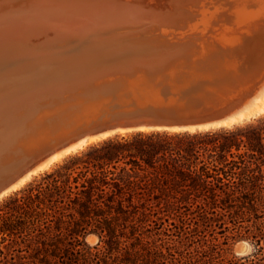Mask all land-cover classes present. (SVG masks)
Returning <instances> with one entry per match:
<instances>
[{
  "label": "trees",
  "instance_id": "obj_1",
  "mask_svg": "<svg viewBox=\"0 0 264 264\" xmlns=\"http://www.w3.org/2000/svg\"><path fill=\"white\" fill-rule=\"evenodd\" d=\"M0 264H264V115L66 155L0 199Z\"/></svg>",
  "mask_w": 264,
  "mask_h": 264
},
{
  "label": "bare ground",
  "instance_id": "obj_2",
  "mask_svg": "<svg viewBox=\"0 0 264 264\" xmlns=\"http://www.w3.org/2000/svg\"><path fill=\"white\" fill-rule=\"evenodd\" d=\"M189 1L52 0L48 10L30 15H17L15 17L16 22L0 27V113L4 112L6 114L4 117L0 115V118H2L0 122L3 127V131L0 132V170L10 168L17 158L30 154L36 149L37 145L35 144H39L43 139H46L51 132H58V128L55 127L54 123L60 119V116H54V114L44 115L43 109L39 117H33L34 115H30V113L22 115L21 109H31L28 112H34L38 110L42 102L40 100L57 92V94H63L62 89L69 90L71 86L81 85L92 75L91 71H94V74L98 72L95 68H99L100 60L102 62L114 60L131 62L142 57H161L216 62L223 68V73L235 74L244 66L249 65L264 50V4L260 3L262 11L259 6H253V13L251 11H249L250 13H243L244 18L240 15L242 16L240 18H243L240 20V18H236L239 10L236 4L242 6L244 2H241L242 0H192L193 5H190V8L186 6ZM79 5L77 11H80L78 8L82 7H97V12L93 8L89 12L92 18H96V21L94 22L91 17V19L87 18V20H93L94 24L84 30V33L79 34L78 32L76 36L72 35L74 39L73 37L70 39L67 37V40L60 32L62 27L58 30L55 24L49 23L48 17L50 16H48V13L54 10H67L72 7L75 9L74 6ZM180 8L183 9V12L195 11L194 19L196 17L197 21H193V16L192 21L194 24L186 20H181L182 22L174 21L173 13L177 10L180 11ZM149 9L155 11L156 16L160 17L155 20L159 23V32L164 37H158L164 39L165 36H168L167 40L158 41L159 38L156 41L132 40V42H128V40L116 43L117 40L122 38V35L130 32L137 30V32H140L144 29L147 32L149 26L154 24L153 21L146 22L145 18L147 16L144 17V13L147 15ZM242 10L241 12H243ZM68 12H71V10ZM56 16L60 15L56 14ZM148 17L150 16L148 15ZM79 19L77 18L78 22ZM72 20L76 21V19ZM254 20L258 22L257 25ZM247 22L252 23V26ZM103 23L107 25L104 28L102 27ZM116 25L121 26V28H115ZM75 26L77 25L75 24ZM163 26L169 27L168 30L164 29ZM112 27L117 30L113 32L111 31L113 29L108 30ZM78 29L83 28L79 27ZM156 32H158L157 29ZM142 38H144V33ZM100 40L105 42L98 43ZM89 42H97V44ZM91 58L98 59V61ZM259 58L257 57V59ZM87 59L94 61L89 64H80V61ZM256 60L255 62L258 61ZM256 65H253V67L257 68L258 65ZM248 70L250 69L248 68ZM261 92V95L256 98L258 101L264 98V90ZM64 95L66 96L57 101V104L60 103L63 106L64 101L69 98L67 94ZM257 100L253 103L254 105L257 104ZM34 105L35 107L32 110ZM252 109L239 112V115L229 118L228 122L233 123L249 115ZM43 115L47 117L42 118ZM228 122L222 123V125H230ZM65 124H67V120ZM97 139L99 140L100 136L83 139L63 152H55L38 169L49 168L48 166L52 162L59 161L63 155L72 153L77 148L97 141ZM38 169L26 173L19 181L20 183L15 184L12 188H19L23 182L25 183L31 177L32 173L39 172Z\"/></svg>",
  "mask_w": 264,
  "mask_h": 264
},
{
  "label": "water",
  "instance_id": "obj_3",
  "mask_svg": "<svg viewBox=\"0 0 264 264\" xmlns=\"http://www.w3.org/2000/svg\"><path fill=\"white\" fill-rule=\"evenodd\" d=\"M51 2L0 0V27L16 22L17 15L46 11ZM94 60H83L80 64ZM100 62L99 68H95L98 72L91 71L92 75L81 85L62 89L63 94L57 92L40 100L42 102L34 112L21 109L22 115L30 113L33 117H39L43 109L44 115L60 116L55 123L52 121L58 132H51L46 139L35 144L36 149L30 154L17 158L10 168L0 170V197L55 152H63L83 139L139 129L220 126L237 112L234 109L242 103L243 84L251 81L256 87L261 75L252 77L264 74V68L252 74L254 70L244 72L245 67L241 74L223 73V68L216 62L176 58L142 57L131 62ZM64 94L70 99L65 100L63 106L57 104L66 96ZM0 115L4 117L6 114ZM44 115L42 118L47 117ZM246 249L247 245L241 243L237 252L244 253Z\"/></svg>",
  "mask_w": 264,
  "mask_h": 264
},
{
  "label": "rangeland",
  "instance_id": "obj_4",
  "mask_svg": "<svg viewBox=\"0 0 264 264\" xmlns=\"http://www.w3.org/2000/svg\"><path fill=\"white\" fill-rule=\"evenodd\" d=\"M246 2V3H244V2ZM250 2L249 4H248V2ZM253 1H254V3H253ZM263 0H242L241 2H243L242 4V6H240V4L238 5V4H236V7H237V9H239L238 10V13H237V15H236V18L238 19V18H240V17H242L243 16V18H244V14L243 13H248L249 11H251V13H253L252 12V8H253V6H261V4H264V1L262 2ZM252 3V4H251ZM261 3V4H260ZM245 4H247V5H245ZM253 4H256V5H253ZM186 5V4H185ZM190 5H193V1L192 0H190L189 1V4H187L186 6H189V8H190ZM238 6H240V7H238ZM244 6V7H243ZM247 6V7H246ZM75 7V9H73V7L72 8H70V9H67V10H54V11H52V12H50V13H48V16H50V17H48V20H49V23H51V24H55L56 26H57V28H58V30H59V28H61L62 27V29L60 30V32H61V34L62 35H64V38H66L67 40H68V38L70 39V38H72L73 37V39H74V36H76L77 34H78V32H79V34L80 33H84V30H86L89 26H91L92 24H94V22L96 21L95 19L96 18H92L91 17V15L89 14V12L90 11H92V8L96 11V8L97 7H84V8H86V9H84L83 7L82 8H78V10H82L81 11V13H80V11H77V7H80V5L79 6H74ZM87 8H89V9H87ZM84 9V10H83ZM243 9V10H242ZM71 10V12H68V11H70ZM77 12H76V11ZM85 10H87V11H85ZM89 10V11H88ZM150 10V9H149ZM149 10L147 11V15H145V13H144V17H146L145 19H146V22L148 21V22H152V23H154L153 25H151V26H149V30L147 29V32H145L146 31V29H144V30H142V31H140V32H137V31H133V32H130V33H128V34H125V35H119V36H121L122 38L120 39V40H117L116 41V43L117 42H126V41H128V42H132V40L133 41H146V40H150V41H156V40H158L160 37H158V36H161V38L162 37H164V35L162 36L161 34H160V30L158 29V28H160V25H159V23H157V21L156 20H158L157 19V17L158 18H160L159 16H156L157 14H156V12L155 11H153V10H150V14H149ZM241 10L243 11V12H241ZM260 10L262 11V7H260ZM74 11V12H73ZM83 11H85L84 13H83ZM240 11V12H239ZM87 12V13H86ZM97 12V11H96ZM189 12V13H188ZM186 11V12H183V9L182 8H180V11L179 10H177V11H175V13H173V20L174 21H178V22H182L183 20H186V21H189V23H192L193 21H197V18L195 17V19H194V15L196 14V12L195 11H191V10H189V11ZM67 13H69V14H67ZM75 13H77V14H75ZM86 13V14H85ZM151 13H154L153 15L151 14ZM250 13V12H249ZM53 14H55V15H53ZM56 14H58V15H62L61 17L60 16H56ZM64 14V15H63ZM74 14V15H73ZM84 14V15H83ZM175 14V15H174ZM189 16H188V15ZM73 15V16H72ZM148 15L150 16V17H148ZM152 15V16H151ZM240 15H242V16H240ZM65 16V17H64ZM66 16H67V18H66ZM71 16V17H70ZM79 16V17H78ZM156 16V17H155ZM184 16H185V18H184ZM192 16H193V21H192ZM61 19H60V18ZM63 17V18H62ZM70 17V18H69ZM72 17H74V18H72ZM75 17H77L78 19H79V22L77 21V18H75ZM94 20V22H93V20L92 21H90L89 19H91V18ZM153 17V18H152ZM155 17V18H154ZM51 20H50V19ZM59 18V19H58ZM69 18V19H68ZM76 19V21H73L72 19ZM87 18H89L88 20H87ZM243 18H240V20L241 19H243ZM154 19V20H153ZM156 19V20H155ZM189 19V20H188ZM56 20H58V21H56ZM72 20V21H71ZM151 20V21H150ZM182 20V21H181ZM52 21V22H51ZM256 21H258L257 19H256ZM65 22H67V23H65ZM76 22V23H75ZM254 22H255V20H254ZM65 24V26H64V24ZM71 23V24H70ZM78 23V24H77ZM81 23V25H79ZM156 23V24H155ZM256 23H258V22H255V24ZM63 24V25H62ZM75 24L77 25V26H75ZM83 24V25H82ZM104 24V25H103ZM103 24H101V25H103L102 27L104 28V27H106L107 25L105 24V23H103ZM193 24H194V22H193ZM247 24H251L250 26H252V23H248L247 22ZM74 25V26H73ZM257 25V24H256ZM256 25H253V26H256ZM55 26V27H56ZM60 26V27H59ZM80 28H83V29H78L79 27ZM54 27V28H55ZM117 27H120L121 28V26H118V25H116L115 26V28H117ZM126 27H128V26H126ZM150 27H152V28H150ZM157 27V28H156ZM56 28V29H57ZM155 28V30H153ZM163 28L164 29H167L168 30V28L169 27H166V26H163ZM79 31H78V30ZM111 29H113V30H111ZM156 29L158 30V32H156ZM64 30V31H63ZM74 30V31H73ZM108 30H111L112 32L114 31V30H117V29H114V27H112V28H109ZM134 30H136V29H134ZM144 31V32H143ZM148 31H150V32H148ZM153 31V32H152ZM154 32H156L155 34H154ZM65 33V34H64ZM107 33H109V31H107ZM132 33V35H130ZM143 33H144V38H142V36H143ZM67 34H68V36H67ZM138 34H140V35H138ZM142 34V35H141ZM263 34H264V32H263ZM61 35V36H62ZM72 35H74V36H72ZM150 36V37H148V36ZM124 36H125V38H124ZM126 36H128V37H126ZM146 36V37H145ZM153 36H154V39H153ZM259 36V35H258ZM68 37V38H67ZM158 37V38H157ZM147 38V39H146ZM152 38V39H151ZM160 38V39H161ZM167 38H168V36H165V38L164 39H159L158 41H164V40H167ZM135 39V40H134ZM104 43L105 41H101L100 40V42H98V43ZM89 43H91V44H93L92 42H89ZM111 43H113V42H111ZM94 44H97V42H95ZM113 45V44H112ZM115 45V44H114ZM262 53V54H261ZM259 55H257V57L259 58V59H257V57L249 64V65H247L245 68L247 69V70H245L244 72H246V71H248V68L251 70V69H253L254 71H253V73L252 74H255V73H257V69L258 70H261L262 68H264L263 66H264V58H263V54H264V50H262V52H261ZM262 55V56H261ZM258 61H257V60ZM262 60V62H261V60ZM255 60L257 61V62H255ZM258 65H256V64ZM262 63V64H261ZM256 65L257 66V68L254 66L253 67V65ZM262 66H261V65ZM252 66V67H251ZM261 66V67H260ZM240 71H242V72H240ZM239 72L240 73H243V68L240 70ZM238 72V73H239ZM259 75H261V78H260V80H259V82H258V84L256 85V87L255 86H252L253 85V83H251V81H249V82H246L245 84H243L244 86L243 87H245V89L243 88V101H242V103L239 105V107L237 108V109H234V110H237V112L233 115V116H236V115H239L241 112H243V111H247L248 109H252V111H251V113H249V115H247V116H245V117H243V118H241V119H238L237 121H235V122H233V123H231V122H228L229 120H227V122L230 124V125H232V124H236V123H244V122H247V121H250V120H252V119H254V118H256V117H259V116H261V115H264V98H262L261 100H257L256 98H258L260 95H261V91H263L264 90V74H261V73H259ZM258 76V74L257 75H255V76H253L252 77V79H254L255 77H257ZM251 86V87H250ZM248 92H250V93H248ZM257 100V104L256 105H254L253 103L255 102ZM252 102V103H251ZM233 103H234V101H233ZM248 105H250V106H248ZM253 105V106H252ZM255 106V107H254ZM247 107H249V108H247ZM240 112V113H239ZM232 116V117H233ZM231 117V118H232ZM230 118V119H231ZM230 125H220V126H230ZM215 127H219V126H215ZM209 128H213V127H209ZM197 129H200V128H197ZM201 129H203V128H201ZM204 129H207V128H204ZM189 130H195V129H189ZM127 132V131H126ZM118 133H123V132H118ZM118 133H114V134H118ZM114 134H111V135H114ZM107 136H110V135H107ZM107 136H105L104 135V137L103 138H105V137H107ZM99 137V136H98ZM102 137L100 136V139H102ZM99 139V140H100ZM98 140V139H97ZM93 142H95V141H93ZM92 143V142H91ZM88 144H90V143H88ZM87 144V145H88ZM86 145H84L83 147H85ZM83 147H79V148H77V150H79V149H81V148H83ZM76 150V151H77ZM75 152V151H74ZM67 154H69V153H67ZM67 154H65V155H63L62 157H61V159L64 157V156H66ZM60 159V160H61ZM56 162H58V161H54V162H52L51 163V165H49L48 167H50V166H52L54 163H56ZM46 169H48V168H45V169H43V170H39V172H37V173H32L31 174V177L27 180V181H25V183L26 182H28L33 176H35V175H37L38 173H40V172H42V171H44V170H46ZM20 183V182H19ZM24 182H23V184H21L20 186H19V188L21 187V186H23L24 184H25ZM18 189V188H17ZM14 190H16V189H10L8 192L9 193H11L12 191H14ZM9 193H7L6 192V194H4V195H2L1 197H0V199L2 198V197H4V196H6V195H8ZM97 240H98V238H97V236H95V235H89V236H87L86 237V242L88 243V244H90V245H93V244H95L96 242H97ZM241 243H245L246 245H247V249H246V251L244 252V253H238L237 252V247H238V245L239 244H241ZM251 249H252V246H251V244L249 243V242H247L246 240H243V239H241V240H237L233 245H232V251H233V253L234 254H236V255H243V254H246V253H248V252H250L251 251Z\"/></svg>",
  "mask_w": 264,
  "mask_h": 264
}]
</instances>
